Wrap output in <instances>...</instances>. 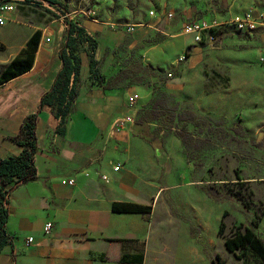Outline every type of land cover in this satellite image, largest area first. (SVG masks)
Returning a JSON list of instances; mask_svg holds the SVG:
<instances>
[{
  "label": "rangeland",
  "instance_id": "374dc122",
  "mask_svg": "<svg viewBox=\"0 0 264 264\" xmlns=\"http://www.w3.org/2000/svg\"><path fill=\"white\" fill-rule=\"evenodd\" d=\"M59 1L63 7L19 3L7 14L0 65L54 18L66 13L64 22L86 25L96 41L83 48L96 59L89 86L145 90L150 98L137 92V112L150 111L162 91L170 96L167 114L151 121V142L161 149L154 153L157 187L169 186L159 191V207L167 202L173 220L159 232L171 244L172 264H184L185 250L204 264L217 254L226 264H262L249 250L228 251L223 236L245 226L261 236L264 220V29L249 35L230 23L231 13L253 0ZM193 18L219 23L215 44L180 33L181 22ZM181 112L193 119L179 120Z\"/></svg>",
  "mask_w": 264,
  "mask_h": 264
},
{
  "label": "crops",
  "instance_id": "0c3cea01",
  "mask_svg": "<svg viewBox=\"0 0 264 264\" xmlns=\"http://www.w3.org/2000/svg\"><path fill=\"white\" fill-rule=\"evenodd\" d=\"M64 21L57 17L45 28L37 26L30 36L36 30L42 35L32 67L0 85V159L22 152L12 137L31 113H37L38 138L36 178L7 186H12L6 224L11 242L0 250V264H172L167 249L171 244L159 232L173 220L167 202L159 207V191L169 187L158 188L154 175V153L161 149L151 142L152 123H137V109L128 104L131 94L138 92L144 102L150 94L135 86H89L90 55L83 49L78 53L77 95L65 120L55 115L52 106H42L43 95L52 89L62 68ZM121 118L128 119V125L117 130L114 124ZM117 164L120 169L114 170ZM68 178H74L75 184L62 182ZM122 201L152 205V210L113 211V202ZM47 221L54 223L51 234L44 233ZM259 233L264 239V220ZM30 236L33 242L26 245ZM183 261L204 264L201 254L189 250Z\"/></svg>",
  "mask_w": 264,
  "mask_h": 264
},
{
  "label": "trees",
  "instance_id": "16d2710c",
  "mask_svg": "<svg viewBox=\"0 0 264 264\" xmlns=\"http://www.w3.org/2000/svg\"><path fill=\"white\" fill-rule=\"evenodd\" d=\"M29 2L30 0H25ZM50 5L59 7V0H46ZM41 7V6H34ZM65 10L64 8H62ZM42 32L36 30L26 41L25 46L11 59L7 65H0V85L6 81L29 70L34 62L35 54L38 50ZM95 48L96 41L90 35L86 28L80 22L74 19H68L65 42L61 48L62 68L60 69L53 87L42 97V106H52L57 117L65 120L67 113L71 109V104L75 100L77 91L76 83L79 78L80 57L78 53L86 46ZM3 48L0 45V50ZM93 50V49H91ZM88 51V50H87ZM89 52V51H88ZM96 59L94 54H90L91 72L95 69ZM72 77V83L70 84ZM170 96L162 91L160 96L155 98L150 111H138L137 123L151 122L159 116L167 114L171 108L168 105ZM187 114V113H186ZM179 120L193 119L192 113L184 115L183 112L178 114ZM36 119L37 113H31L25 117L19 132L12 137V140L22 146V152L19 155H10L0 159V250L11 242V237L7 234L6 224L8 222L7 202L12 186L19 183L28 182L37 176L35 165V156L38 149L36 136ZM12 185L7 188V186ZM113 211L117 212H151L152 205H144L122 201L113 202ZM219 234L223 235L222 226ZM224 236V244L228 251L237 252V250H249L256 255L264 264V239L259 236L251 227H238L231 231L229 235ZM210 264H226L217 254Z\"/></svg>",
  "mask_w": 264,
  "mask_h": 264
},
{
  "label": "built area",
  "instance_id": "2783aa9c",
  "mask_svg": "<svg viewBox=\"0 0 264 264\" xmlns=\"http://www.w3.org/2000/svg\"><path fill=\"white\" fill-rule=\"evenodd\" d=\"M233 0H228L229 3H232ZM19 3H28L29 5L41 6V7H49L51 6L49 2L46 0H30L29 2L25 0H0V25L5 24L7 19V14L14 11ZM234 5H230V9L232 10ZM151 16H155L153 10L149 13ZM68 14H64L61 16L62 19H65ZM167 20L171 21L174 18V13L169 11L166 13ZM67 22V21H66ZM230 23L235 27L237 31L242 33H255L260 29H264V0L260 3H256L255 1L250 5H247L245 9L241 11H234L231 13ZM67 24V23H66ZM217 22H210L201 18H193L186 19L180 24V33L184 35H190L193 37V40L196 43H202L203 40L207 44L213 45L217 42L218 37L213 32V28L218 26ZM132 28V27H131ZM133 29V28H132ZM50 40L47 38V41ZM264 61V58H262ZM139 100V96L137 93L131 94L128 97V104L130 106L135 105ZM128 125V119L121 118L117 120L114 124L117 130L123 129ZM120 169V164L114 166V170ZM104 179H107V175H102ZM64 184L74 185L75 179L68 178L62 181ZM9 193L7 194V197ZM54 227V223L52 221H47L44 224V233L51 234ZM33 242V237L26 238V245H30Z\"/></svg>",
  "mask_w": 264,
  "mask_h": 264
},
{
  "label": "water",
  "instance_id": "95a60500",
  "mask_svg": "<svg viewBox=\"0 0 264 264\" xmlns=\"http://www.w3.org/2000/svg\"><path fill=\"white\" fill-rule=\"evenodd\" d=\"M156 153H157V155L160 156V150L159 149L156 150Z\"/></svg>",
  "mask_w": 264,
  "mask_h": 264
}]
</instances>
